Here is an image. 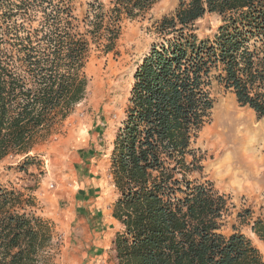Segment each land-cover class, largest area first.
<instances>
[{"label": "trees", "instance_id": "1", "mask_svg": "<svg viewBox=\"0 0 264 264\" xmlns=\"http://www.w3.org/2000/svg\"><path fill=\"white\" fill-rule=\"evenodd\" d=\"M160 0H0V164L19 170L86 95L94 44L114 52L124 20ZM220 20L211 37L195 23ZM160 40L135 64L110 161L118 225L115 264H264L234 226L229 196L202 176L195 146L214 105L213 84L264 119V0H179L155 22ZM30 198L0 188V264H43L51 228L27 210ZM264 241V215L251 225Z\"/></svg>", "mask_w": 264, "mask_h": 264}, {"label": "rangeland", "instance_id": "2", "mask_svg": "<svg viewBox=\"0 0 264 264\" xmlns=\"http://www.w3.org/2000/svg\"><path fill=\"white\" fill-rule=\"evenodd\" d=\"M72 1L80 17L92 0ZM178 1L160 0L143 16L124 20L114 52L105 54L92 44L84 68L85 98L37 147L26 169L19 170L10 161L0 164V188L30 198L33 205L28 203L26 209L51 228L43 264H115L111 241L118 225L111 209L117 195L109 171L113 142L125 116L135 64L160 40L155 22L172 14ZM219 24L218 16L206 14L196 21L195 32L200 38L211 37ZM212 95L210 119L195 141L203 156L202 176L229 196L223 232L229 234L234 226L264 260V241L251 229L252 222L264 215V119L216 84ZM249 123L262 130L251 155L237 132Z\"/></svg>", "mask_w": 264, "mask_h": 264}, {"label": "bare ground", "instance_id": "3", "mask_svg": "<svg viewBox=\"0 0 264 264\" xmlns=\"http://www.w3.org/2000/svg\"><path fill=\"white\" fill-rule=\"evenodd\" d=\"M240 119V118H239ZM237 120V119H236ZM217 123V122H216ZM254 123H249L245 126V128H239L237 130L239 134V137L242 140V143L244 144L243 148L245 147V149L248 150L249 154L250 152L253 154V150H255L256 145L258 144L257 141L259 139V135H260V131H262L261 129H259V127L253 125ZM216 125V124H215ZM262 126V125H261ZM215 127V126H214ZM261 128V127H260ZM218 130V128H217ZM244 130L242 133L241 131ZM219 131V130H218ZM222 131V129H221ZM225 132V131H224ZM223 133V132H222ZM238 136V134H237ZM257 143V144H256ZM261 143V142H260ZM258 146V145H257ZM257 148V147H256ZM244 149V150H245ZM256 152V151H255ZM254 152V153H255ZM247 153V152H246ZM248 154V153H247ZM251 155V154H250ZM262 251V250H261ZM264 252V251H263ZM264 255V253H263Z\"/></svg>", "mask_w": 264, "mask_h": 264}]
</instances>
